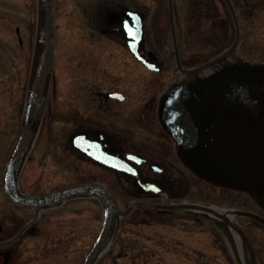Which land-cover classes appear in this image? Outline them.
I'll list each match as a JSON object with an SVG mask.
<instances>
[{"label":"flooded vegetation","instance_id":"flooded-vegetation-1","mask_svg":"<svg viewBox=\"0 0 264 264\" xmlns=\"http://www.w3.org/2000/svg\"><path fill=\"white\" fill-rule=\"evenodd\" d=\"M168 1L171 25L175 30L174 55L181 62L182 53L176 35V28H180V21L177 20L180 12L175 0L173 4ZM223 1L234 18L236 34L239 22L236 2L242 3L241 6L249 12L259 5L253 3L254 0ZM93 2L97 5L91 21L94 25L88 24V20L83 21L81 43L60 42L61 36L56 29L54 68L46 110L38 137L20 174L19 187L25 194L43 195L69 186L100 183L113 194L112 187L116 186L125 197L134 198V202L154 203L160 205L152 206L160 214H171L174 209L161 206L191 202L188 197L191 186L189 174L199 177L204 172L189 140L173 130L171 105L178 90L168 93L155 90L150 81V73L155 72L150 63L157 64L163 71L169 58L160 53L157 47L159 38L151 37L149 33L150 15L143 9L144 6L135 0ZM54 3L57 15L58 8ZM77 4L80 8L85 7L81 6V0ZM173 5H176L175 9ZM67 9L65 16L69 22L73 21L77 10ZM56 17L58 19L59 15ZM141 21L144 35L138 42L131 27ZM133 44L138 48L139 57L132 49ZM241 44L239 40L238 47L216 65L246 58L238 52ZM199 85L178 101L176 116L179 122L185 127L191 125L201 152L220 167L231 171L252 169L259 175L263 167L259 163L264 156L260 155L259 147H255L258 144L255 122H247L242 117L243 121L231 131L219 128V123L213 120L212 109L209 113L212 103L210 84ZM221 92L226 94L227 90ZM200 100L205 101L206 111L197 117L193 114V106ZM118 162L135 170L136 174L118 170ZM30 163L28 180L24 174ZM43 167V171L39 172L38 168ZM5 171L6 166L2 178L4 191ZM209 175L210 182H207L224 191L227 189L220 186L213 173ZM7 197L27 218L17 217L12 225L0 220V264H54L55 253H25L24 249H20L23 240L45 237L48 244L53 245L54 214L57 211L81 199H95L101 204L98 198L77 197L60 206L37 212L21 207ZM236 199L240 201L244 197ZM252 207L254 213H249L258 217L254 219L264 230V204L255 202ZM43 217H47L46 228L41 225ZM56 218L59 220L58 229L64 227V222L58 216ZM247 237L252 241L249 235ZM239 243L242 246V242ZM254 252L261 253L257 248Z\"/></svg>","mask_w":264,"mask_h":264},{"label":"rangeland","instance_id":"rangeland-1","mask_svg":"<svg viewBox=\"0 0 264 264\" xmlns=\"http://www.w3.org/2000/svg\"><path fill=\"white\" fill-rule=\"evenodd\" d=\"M54 1L58 8L56 29L61 36L60 42L81 43V28L85 26L83 21L88 20V24L94 25L91 21L97 5L93 0H81V6L85 5L81 8L77 6L78 0ZM135 1L144 6L143 9L150 15L149 33L151 37L159 38L157 47L161 54L169 58L163 71L150 73L155 90H173L177 84L184 83V70L197 69L218 57L230 49L237 38L234 18L223 0H175L180 12L177 18L180 28H176L182 53L180 62L174 55L175 30L171 25L170 2ZM253 3L259 5L249 12L241 6L242 3L236 2L242 29V44L238 52L253 61H264V0H254ZM67 7L77 10V17L70 22L65 16ZM36 31L37 0H0V220L11 225L17 217L27 218L26 214L9 202L2 187V178L19 134ZM69 36L72 38L68 39ZM209 71L205 69L194 73L193 81ZM59 86L61 88V82ZM236 117L237 112L225 113L224 121L233 122L237 120ZM30 169L31 163L24 174L28 180ZM43 169L38 168L39 172ZM189 176L191 186L188 197L191 202L225 211L254 213L252 205L257 203V199L252 192L233 187H226L224 191L204 177H196L191 173ZM112 190L122 208L135 201L132 197H125L116 186ZM238 196L244 199L238 201ZM148 210L151 212L147 213ZM56 216L66 227L58 229L59 220ZM47 217H43L41 224L45 228ZM54 217L53 245H49L45 237H28L23 240L20 249H24L25 253H55L54 264H83L102 226L103 207L95 199H81L62 207ZM232 217L238 219L244 232L251 237L252 241H249L253 251L255 248L261 251L254 252L258 264H264V230L253 216L234 214ZM229 238L227 228L206 216L203 211L177 209L171 214H160L152 206L140 205L124 218L115 244L102 254L97 264H238L234 245ZM237 247L240 249L239 242Z\"/></svg>","mask_w":264,"mask_h":264},{"label":"water","instance_id":"water-1","mask_svg":"<svg viewBox=\"0 0 264 264\" xmlns=\"http://www.w3.org/2000/svg\"><path fill=\"white\" fill-rule=\"evenodd\" d=\"M134 34L139 35L140 41L143 37V24H135L131 27ZM54 48H55V8L54 0H38V18H37V34L34 58L30 73V79L27 89L26 103L23 111L21 127L12 154L7 164L5 173V190L11 200L24 208L33 209L37 212L51 207L59 206L66 201L76 197H97L101 200L103 205V223L98 236L92 244L89 251L84 257L83 264H97L101 255L109 249L116 240L123 217L127 216L138 205H145L150 203L136 202L127 209H122L113 194L104 185L100 184H82L78 186H71L62 188L46 195H27L20 191L18 186V179L24 163L29 152L38 135L43 115L45 112L47 97L50 89L53 64H54ZM135 52L137 48L134 49ZM208 63L198 69L190 70L188 72H195L204 69L211 65ZM151 68L160 71V67L150 65ZM210 84V96L212 97L211 108L214 122L219 123V128L226 126L224 121L225 113L228 106L243 107L239 112L244 115L246 119L257 118L255 111L264 114V65L245 66L240 70L228 71L222 70L221 73L214 77L198 80L193 83H184L177 88L178 93L173 99L171 105V120L174 131L189 140L191 147L194 149L198 159V164L201 166L204 175L210 176V172L215 175L217 181L231 186H241L250 190L260 202L264 203V157L261 164V171L259 175L253 173L252 169L241 170H226L219 166L216 162L208 159L196 143L194 131L190 126H183L176 116L177 103L184 95H188L190 90L199 86L200 83ZM200 89V88H199ZM227 90L223 94L221 90ZM176 90V91H177ZM208 95V94H207ZM230 96L237 104L228 101ZM222 99L223 101H220ZM250 107V108H249ZM206 111L205 101L201 100L193 106V114L201 115ZM175 115V118H174ZM204 116V115H203ZM189 125V124H188ZM252 134L253 131L249 130ZM259 142L255 147H259L260 155L264 156V127L260 126ZM258 164V163H257ZM209 171V172H208ZM240 181V185H238ZM169 208H191L211 212L219 218L225 220L226 224H230L236 231L240 233L245 243L247 238L243 231L236 227L229 219L226 213H221L209 206L201 204H177L168 206Z\"/></svg>","mask_w":264,"mask_h":264},{"label":"bare ground","instance_id":"bare-ground-1","mask_svg":"<svg viewBox=\"0 0 264 264\" xmlns=\"http://www.w3.org/2000/svg\"><path fill=\"white\" fill-rule=\"evenodd\" d=\"M213 209L221 211V212L225 211V210H220L215 207H213ZM234 235H235V239L237 242L241 241V238L239 237L238 234H234ZM245 251H246V256L239 257L238 264H257V260L255 259V255L252 253V249L249 244L246 245Z\"/></svg>","mask_w":264,"mask_h":264}]
</instances>
